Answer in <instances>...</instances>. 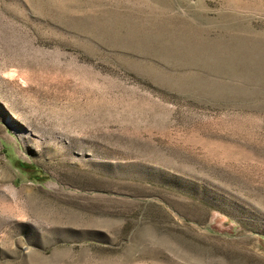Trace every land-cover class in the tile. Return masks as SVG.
<instances>
[{
    "label": "rangeland",
    "instance_id": "obj_1",
    "mask_svg": "<svg viewBox=\"0 0 264 264\" xmlns=\"http://www.w3.org/2000/svg\"><path fill=\"white\" fill-rule=\"evenodd\" d=\"M0 264H264V0H0Z\"/></svg>",
    "mask_w": 264,
    "mask_h": 264
}]
</instances>
